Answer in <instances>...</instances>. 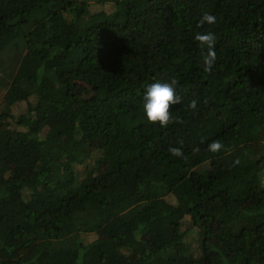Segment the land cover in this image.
Wrapping results in <instances>:
<instances>
[{"label":"trees","instance_id":"16d2710c","mask_svg":"<svg viewBox=\"0 0 264 264\" xmlns=\"http://www.w3.org/2000/svg\"><path fill=\"white\" fill-rule=\"evenodd\" d=\"M0 86V264H264V0H0Z\"/></svg>","mask_w":264,"mask_h":264},{"label":"clouds","instance_id":"9594fccd","mask_svg":"<svg viewBox=\"0 0 264 264\" xmlns=\"http://www.w3.org/2000/svg\"><path fill=\"white\" fill-rule=\"evenodd\" d=\"M215 24L216 16L204 12L199 21L198 27H203L205 24ZM194 39L199 43L201 49H206V54L203 56V65L205 72H211L213 65L216 61V35L212 31L198 32L195 34ZM177 80L171 79L170 82L155 81L149 84L144 90L143 94V111L150 124H159L161 127H167L174 121L171 113L173 105L180 104L182 97L176 94ZM188 107L195 110L197 107V101L192 100ZM181 147H170L169 152L176 157L183 158L184 153L182 149L183 141L179 142ZM223 145L220 141H213L209 144L208 150L216 153L223 149ZM199 151V149H194ZM235 163H239L236 161Z\"/></svg>","mask_w":264,"mask_h":264},{"label":"rangeland","instance_id":"374dc122","mask_svg":"<svg viewBox=\"0 0 264 264\" xmlns=\"http://www.w3.org/2000/svg\"><path fill=\"white\" fill-rule=\"evenodd\" d=\"M92 7L93 8H100V5H96V4L93 5L92 4ZM104 7L110 8L108 5L103 6V8ZM74 91L79 96L85 97V98H88V97L92 96V93H93L92 92V88L89 85H87V84H85L83 82H80V81H75L74 82ZM4 92H5V89L2 86H0V102H1V99H2V96H3ZM25 109H26V104H25V102H22L21 104H19L15 108L14 112L17 113V112L23 111ZM263 130H264V126L261 127L260 131H262V132L260 133L259 139L255 143L256 153L258 155H260V156L264 155V131ZM98 156H99L98 153H92V156H90L91 158H89L90 162H94L95 161V162H100L102 165H105V162L102 159H100ZM170 199L173 202H175L174 198H170ZM210 220H212V219H210ZM211 224H212L211 221L203 222L201 224V226H200V229H202V230L203 229H207L209 226H211ZM199 236H200V232L197 231V232H195L192 235V237H189V240L192 243L193 247L197 246ZM96 237H98V235L96 233H90V234L87 235V239H89V240H92V239H94Z\"/></svg>","mask_w":264,"mask_h":264}]
</instances>
